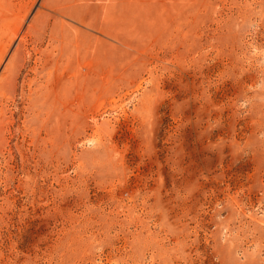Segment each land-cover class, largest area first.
Here are the masks:
<instances>
[{
  "label": "rangeland",
  "instance_id": "rangeland-1",
  "mask_svg": "<svg viewBox=\"0 0 264 264\" xmlns=\"http://www.w3.org/2000/svg\"><path fill=\"white\" fill-rule=\"evenodd\" d=\"M0 264H264V0H0Z\"/></svg>",
  "mask_w": 264,
  "mask_h": 264
}]
</instances>
